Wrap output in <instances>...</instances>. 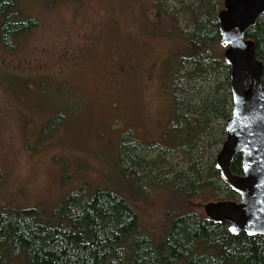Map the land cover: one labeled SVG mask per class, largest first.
I'll return each mask as SVG.
<instances>
[{
  "label": "rangeland",
  "instance_id": "obj_1",
  "mask_svg": "<svg viewBox=\"0 0 264 264\" xmlns=\"http://www.w3.org/2000/svg\"><path fill=\"white\" fill-rule=\"evenodd\" d=\"M168 5L180 8L177 0ZM19 8L37 17L40 27L18 40L14 51L0 47V207L50 212L71 192L84 201L98 188L128 191L130 182L120 174V146L125 153L134 146L131 157L156 161L154 174L164 177L216 162L222 146L212 147L209 137L192 155L183 146L159 142L172 106L166 62L179 52L164 26L152 24L156 10L149 3L73 0L44 8L23 0ZM181 26L192 30L184 21ZM171 65L175 72L177 65ZM187 68L173 77L172 90L184 117L195 119L186 109L197 101L199 88L185 80ZM39 83L54 85L43 95ZM63 85L67 92L61 89L58 99L52 88ZM208 88L204 83L203 95L211 94ZM53 103L64 108L57 126L50 120ZM170 125L181 127L184 121ZM214 186L216 191L204 189L189 201L170 200L160 188L128 197L138 198L142 226L159 236L176 211L186 208L206 217L205 204L226 201L227 186L220 180Z\"/></svg>",
  "mask_w": 264,
  "mask_h": 264
},
{
  "label": "trees",
  "instance_id": "obj_2",
  "mask_svg": "<svg viewBox=\"0 0 264 264\" xmlns=\"http://www.w3.org/2000/svg\"><path fill=\"white\" fill-rule=\"evenodd\" d=\"M21 1L0 0V47L4 51H14L18 40L40 27L37 17L20 10ZM35 1L50 8L73 0ZM143 1L156 10L152 24L164 26L165 36L177 42L179 52L174 61L170 58L166 62L170 72L166 90L172 106L159 142L169 148L183 146L189 155L199 149L204 137L213 141L212 147L220 148L227 136L225 124L233 107L231 68L224 59L226 47L221 42L218 24L223 0H177L179 9H170L169 0ZM182 21L192 30H185ZM248 37L256 42L257 57L264 62V16L249 30ZM171 64L177 65L175 72H171ZM185 65L189 66L185 80L199 88L197 101L186 109L195 113V119L184 117L186 111L178 108L173 96V77L181 76L179 71ZM204 83L211 94L203 95ZM50 86L38 84L43 95ZM64 87L52 88L58 99L63 97L60 90ZM55 105H51L50 120L56 121L57 126L63 119L64 108ZM179 120L184 121L183 126L170 125ZM222 124L221 129L216 127ZM217 134L223 138L217 139ZM133 148L129 146L126 153L123 147L119 148L120 174L130 182L128 191L98 188L87 192L84 201L71 192L50 212L0 207V264H264V236L234 235L226 222H212L186 208L169 217L161 235L146 230L134 204L138 198H129V193L146 196L150 190L160 188L170 200L189 201L204 189L216 191L214 183L220 180L227 186L226 200L238 202L239 196L222 178L215 161L204 169L195 164L189 170L192 175L178 171L164 177L154 174L156 161L131 157ZM231 170L242 173L240 155L231 164Z\"/></svg>",
  "mask_w": 264,
  "mask_h": 264
},
{
  "label": "water",
  "instance_id": "obj_3",
  "mask_svg": "<svg viewBox=\"0 0 264 264\" xmlns=\"http://www.w3.org/2000/svg\"><path fill=\"white\" fill-rule=\"evenodd\" d=\"M264 16V0H224L218 13L219 32L231 68L232 116L226 122V140L216 158L222 178L239 201L209 202L206 218L226 222L234 235L264 236V62L257 57L250 29ZM242 158V173L231 164Z\"/></svg>",
  "mask_w": 264,
  "mask_h": 264
},
{
  "label": "snow or ice",
  "instance_id": "obj_4",
  "mask_svg": "<svg viewBox=\"0 0 264 264\" xmlns=\"http://www.w3.org/2000/svg\"><path fill=\"white\" fill-rule=\"evenodd\" d=\"M230 231H233V232H235V231H236V229H235V228H232V229H230Z\"/></svg>",
  "mask_w": 264,
  "mask_h": 264
}]
</instances>
